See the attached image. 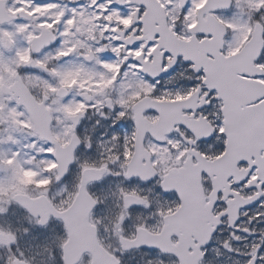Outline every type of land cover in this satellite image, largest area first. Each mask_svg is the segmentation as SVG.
Segmentation results:
<instances>
[{
    "label": "snow or ice",
    "instance_id": "obj_1",
    "mask_svg": "<svg viewBox=\"0 0 264 264\" xmlns=\"http://www.w3.org/2000/svg\"><path fill=\"white\" fill-rule=\"evenodd\" d=\"M9 206L0 264H264V0H0Z\"/></svg>",
    "mask_w": 264,
    "mask_h": 264
},
{
    "label": "rangeland",
    "instance_id": "obj_2",
    "mask_svg": "<svg viewBox=\"0 0 264 264\" xmlns=\"http://www.w3.org/2000/svg\"><path fill=\"white\" fill-rule=\"evenodd\" d=\"M10 208H16V207L15 206H9V209ZM6 216H8V213H7ZM6 216L0 217V225H3L5 227H7L9 224H11V226L13 228L15 227V225L18 226V228L22 226V223H23L22 219L17 218V219L13 220V219L9 218L6 221L4 219ZM24 225H26V224H24ZM37 252H39V249H37L36 247H32L31 251L29 253H27V254L36 255ZM36 256H37L38 259H43V262H45V263H48V261H50L51 263L53 262V260L49 259L47 253H42V254H39V255H36Z\"/></svg>",
    "mask_w": 264,
    "mask_h": 264
},
{
    "label": "flooded vegetation",
    "instance_id": "obj_3",
    "mask_svg": "<svg viewBox=\"0 0 264 264\" xmlns=\"http://www.w3.org/2000/svg\"><path fill=\"white\" fill-rule=\"evenodd\" d=\"M11 212L15 213V212H19V211L17 210V208H11ZM32 247H35V245H33ZM28 255H32V254H28ZM34 256H35L34 264H54V260L52 263L50 261H48V263H45V262H43V259H38L36 255H34Z\"/></svg>",
    "mask_w": 264,
    "mask_h": 264
},
{
    "label": "trees",
    "instance_id": "obj_4",
    "mask_svg": "<svg viewBox=\"0 0 264 264\" xmlns=\"http://www.w3.org/2000/svg\"><path fill=\"white\" fill-rule=\"evenodd\" d=\"M21 219H22L23 223L26 224V219L24 217H21ZM15 228H18V226L15 225L14 229Z\"/></svg>",
    "mask_w": 264,
    "mask_h": 264
}]
</instances>
